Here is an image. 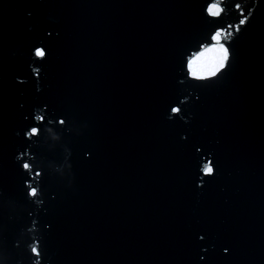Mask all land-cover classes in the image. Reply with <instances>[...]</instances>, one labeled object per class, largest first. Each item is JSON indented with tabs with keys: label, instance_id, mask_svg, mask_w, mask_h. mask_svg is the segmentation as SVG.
Instances as JSON below:
<instances>
[{
	"label": "water",
	"instance_id": "water-1",
	"mask_svg": "<svg viewBox=\"0 0 264 264\" xmlns=\"http://www.w3.org/2000/svg\"><path fill=\"white\" fill-rule=\"evenodd\" d=\"M217 2L0 0V264H264V0Z\"/></svg>",
	"mask_w": 264,
	"mask_h": 264
},
{
	"label": "snow or ice",
	"instance_id": "snow-or-ice-1",
	"mask_svg": "<svg viewBox=\"0 0 264 264\" xmlns=\"http://www.w3.org/2000/svg\"><path fill=\"white\" fill-rule=\"evenodd\" d=\"M214 6L217 11L213 12L212 8H208L207 12L216 17L227 8L225 0H218L217 3H214ZM244 22V19H242L241 24ZM236 31H239V26L236 27ZM225 34L227 37H231L232 35L230 31L225 33L223 30H218L210 34L209 40L202 43L199 51L188 58L187 67L193 78L202 80L210 79L216 76L226 66L229 60V48L226 46L227 39L225 38ZM209 44L210 46H208ZM35 55L39 59H43L46 56V49H37ZM35 74L38 76L39 72L37 71ZM173 111L174 113L179 111L178 107L174 108ZM35 118L38 121L43 119L41 116H36ZM36 132L37 128H33L28 135L31 136L36 134ZM196 151L200 152L201 150L197 148ZM27 167L28 165H25V168ZM214 174V161L210 158H204L201 165V176L210 177ZM197 186H202V180L198 181ZM30 194L35 195V189H33ZM200 238L203 239V237ZM33 251L36 252L37 250L33 249Z\"/></svg>",
	"mask_w": 264,
	"mask_h": 264
}]
</instances>
